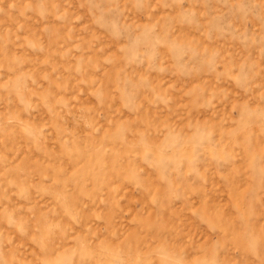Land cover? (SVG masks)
I'll use <instances>...</instances> for the list:
<instances>
[{
  "label": "rangeland",
  "instance_id": "374dc122",
  "mask_svg": "<svg viewBox=\"0 0 264 264\" xmlns=\"http://www.w3.org/2000/svg\"><path fill=\"white\" fill-rule=\"evenodd\" d=\"M0 264H264V0H0Z\"/></svg>",
  "mask_w": 264,
  "mask_h": 264
}]
</instances>
